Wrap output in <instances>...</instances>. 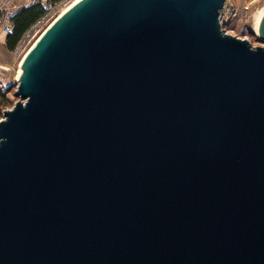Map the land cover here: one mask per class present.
Here are the masks:
<instances>
[{
    "label": "water",
    "instance_id": "1",
    "mask_svg": "<svg viewBox=\"0 0 264 264\" xmlns=\"http://www.w3.org/2000/svg\"><path fill=\"white\" fill-rule=\"evenodd\" d=\"M226 2L80 0L44 31L0 121V264H264V47Z\"/></svg>",
    "mask_w": 264,
    "mask_h": 264
},
{
    "label": "rangeland",
    "instance_id": "2",
    "mask_svg": "<svg viewBox=\"0 0 264 264\" xmlns=\"http://www.w3.org/2000/svg\"><path fill=\"white\" fill-rule=\"evenodd\" d=\"M39 1L46 5L49 10L58 7L59 11L54 15L47 27L44 26L41 32H37V34L33 38L28 39L26 43L21 45V41L17 49L14 50L11 55H8V57L5 58L9 60L10 64L6 65L5 63L0 62V90L6 94L7 99V102H3L0 99V121L5 118V111L13 109L17 103L21 102V98L17 96V90L19 87L17 72L20 68V64L24 56L31 49L34 43L40 38L43 32L58 18L62 10L66 6L71 4L74 0H60L55 3H52L53 0ZM228 1V4H230L229 6L231 10H233V12L231 13V15L230 13H227L225 20L222 23V29L232 36L242 39H248L254 47H264V40L259 38L258 33L254 29L256 16L258 15V12L264 7V0H260V2L257 3L256 7L254 6L251 11L245 8V6L247 5V0ZM26 4L27 6H29L30 0H27ZM11 10L17 12L19 9ZM16 12L13 13L16 14ZM2 38L6 39V43L7 37H4L2 34H0V40H3ZM20 45L21 47L20 49H18Z\"/></svg>",
    "mask_w": 264,
    "mask_h": 264
},
{
    "label": "built area",
    "instance_id": "3",
    "mask_svg": "<svg viewBox=\"0 0 264 264\" xmlns=\"http://www.w3.org/2000/svg\"><path fill=\"white\" fill-rule=\"evenodd\" d=\"M39 2H40L39 0H30V5L37 4ZM258 2H260V0H247V5L245 6V8L247 10L251 11V9L254 8V6L256 7ZM228 3H229V1L227 0L224 8L221 11V24L224 22L227 13L233 12V10H230V11L225 10ZM58 11H59L58 7H55L53 9H50L45 16L40 18L26 33L24 39L21 42V45L26 43V41H28V39L33 38L37 34V32H39V31L41 32V30L43 29L44 26L47 27L49 25L51 19L54 17V15ZM0 12H1V14H0V34H2L4 37H8L14 33L13 18H14L15 14L13 12H16V11H13L11 9H4V10H1ZM21 45L19 46L18 49H20Z\"/></svg>",
    "mask_w": 264,
    "mask_h": 264
},
{
    "label": "trees",
    "instance_id": "4",
    "mask_svg": "<svg viewBox=\"0 0 264 264\" xmlns=\"http://www.w3.org/2000/svg\"><path fill=\"white\" fill-rule=\"evenodd\" d=\"M60 0H53L55 3ZM49 9L46 5L39 2L20 8L14 15V33L7 37V46L10 51L17 49L25 34L29 29L43 16L48 13ZM0 99L7 102L6 94L0 90Z\"/></svg>",
    "mask_w": 264,
    "mask_h": 264
},
{
    "label": "crops",
    "instance_id": "5",
    "mask_svg": "<svg viewBox=\"0 0 264 264\" xmlns=\"http://www.w3.org/2000/svg\"><path fill=\"white\" fill-rule=\"evenodd\" d=\"M27 0H0V11L4 9H20L22 7L27 6ZM0 40V62L7 64L9 60L5 59L8 55H11L13 51L8 49L7 43H5L4 38Z\"/></svg>",
    "mask_w": 264,
    "mask_h": 264
},
{
    "label": "bare ground",
    "instance_id": "6",
    "mask_svg": "<svg viewBox=\"0 0 264 264\" xmlns=\"http://www.w3.org/2000/svg\"><path fill=\"white\" fill-rule=\"evenodd\" d=\"M80 0H74L71 4H69L68 6H66L63 10H62V12H61V14L58 16V17H60V16H62L65 12H67L72 6H74L76 3H78ZM225 10H228V11H230L231 10V8H230V6H229V4H227V7H226V9ZM259 11V10H258ZM257 11V12H258ZM225 12V11H224ZM230 14H231V12H229ZM263 17H264V7L258 12V15L256 16V22H255V26H254V29H255V31L258 33V35H259V29H260V24H261V21H262V19H263ZM37 42V41H36ZM35 42V43H36ZM34 43V44H35ZM32 48V47H31ZM31 50V49H30ZM29 50V51H30ZM29 51L26 53V55L29 53ZM26 55L24 56V58L26 57ZM24 58H23V60H24ZM22 60V61H23ZM21 64H22V62H21ZM21 64H20V68H19V70H18V72H17V79L18 80H20V77H21V75H22V73H23V70H22V67H21Z\"/></svg>",
    "mask_w": 264,
    "mask_h": 264
}]
</instances>
